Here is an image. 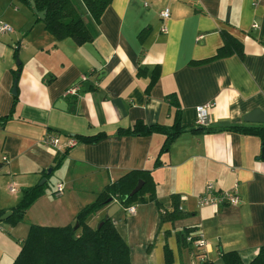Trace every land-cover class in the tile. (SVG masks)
<instances>
[{
    "label": "crops",
    "instance_id": "0c3cea01",
    "mask_svg": "<svg viewBox=\"0 0 264 264\" xmlns=\"http://www.w3.org/2000/svg\"><path fill=\"white\" fill-rule=\"evenodd\" d=\"M16 2L0 0V21L14 27L0 33V115H12L0 125V213L12 210L22 190L40 183L45 172L58 171H53L57 151L43 142L47 134H58L61 152L68 150L57 183H64V193L74 192L76 202L54 216L32 218L41 198L50 196L44 192L27 213L32 221L72 225L109 184L132 169H150L158 199L171 207V195H178L183 217L162 221L155 201L140 200L129 214L113 197L88 216L89 225L98 227L118 202L112 220L129 244L131 264H167L166 245L173 254L170 264H198L202 253L214 264H226L223 253L229 251L250 263L264 245V141L222 127L264 125L244 120L253 109L264 112V0H111L100 23L92 24L94 39L84 44L58 39L35 24L33 16H39L29 7L18 16ZM165 8L169 15L163 19ZM222 30L241 40L244 55L191 64L216 53ZM156 68L159 77L146 92ZM84 74L88 80L81 89L89 82L84 95H64ZM206 103L212 104L214 130H191L196 107ZM177 118L186 129L165 152L163 132H120L139 120L171 126ZM101 131L106 136L100 140L78 139ZM71 137L77 144L67 146ZM209 182L222 190L238 183L241 203L200 206ZM7 220L0 221V264L13 263L15 235L29 229L22 221ZM200 234L206 243L196 248L187 237Z\"/></svg>",
    "mask_w": 264,
    "mask_h": 264
},
{
    "label": "trees",
    "instance_id": "16d2710c",
    "mask_svg": "<svg viewBox=\"0 0 264 264\" xmlns=\"http://www.w3.org/2000/svg\"><path fill=\"white\" fill-rule=\"evenodd\" d=\"M18 1L31 9L34 4L39 11L46 10L45 18L41 19L37 17V20H42L45 28L56 38L64 39L72 37L79 44H84L94 39L95 28L92 24L100 23L102 15L111 3V0ZM87 15L90 16V22L86 18ZM221 34L223 43L213 56L202 60H192L190 63L200 64L207 60L227 57L232 54H236L239 57L244 55L241 40L227 30H222ZM141 71L142 69H139L138 73H141ZM158 77L159 72L156 68L151 72L146 92L150 91V88L157 81ZM167 97L173 103H176L174 94L170 93ZM173 98L174 100H172ZM176 113L179 114V112ZM11 117V114L0 115V125H4ZM191 128L193 131L214 130L213 127L200 125H194ZM185 129L180 119L177 118L176 122L171 126L147 124L139 120L134 127L122 129L120 132L126 135H148L156 131L163 132L166 135V139L161 152H165L170 148L174 139ZM222 129L244 134H256L261 136L264 141V125L247 126L232 124L224 126ZM105 136V133L101 131L94 135H78V139L84 142H94ZM67 150L65 149L63 153L61 150H56L53 171L62 165L61 163L67 154ZM1 167L2 163H0ZM43 177L48 178V174L45 172ZM140 182H142L141 188L132 194ZM45 183L25 187L22 190L20 201L12 207L13 214L8 219L13 222L24 220L30 207L44 193ZM54 194L56 195V190ZM171 196L173 199L172 205L171 207H167L157 197V184L152 171L150 169H132L118 180L109 184L98 194L95 201L85 205L78 212L76 219L79 227L77 229L71 224L63 226L31 224L28 237L23 240L22 248L12 264H131L129 244L113 222L112 217L107 216L100 227L94 228L87 222L88 216L105 206L109 198L115 197L126 207L139 200L141 202L155 201L161 211L162 221L183 217L186 212L180 208L178 195L173 194ZM4 212L5 210L0 214L2 215ZM223 259L226 264H245L237 251L224 252ZM172 260V250L166 245L165 261L167 264H170ZM198 264H214V262L206 258L198 262ZM248 264H264V245L260 247L258 254Z\"/></svg>",
    "mask_w": 264,
    "mask_h": 264
},
{
    "label": "built area",
    "instance_id": "2783aa9c",
    "mask_svg": "<svg viewBox=\"0 0 264 264\" xmlns=\"http://www.w3.org/2000/svg\"><path fill=\"white\" fill-rule=\"evenodd\" d=\"M169 15V10L168 8H165L160 11V16L164 19L167 18ZM255 26V25H254ZM14 27L5 21H0V33H7V32H13ZM161 31L166 32V27L162 26ZM88 80V75L84 74L81 77V80L79 83L69 87L66 89L64 95H79L80 89L85 81ZM212 106L210 103H206L204 105H199L196 107V125L200 126H205L209 127L211 123V116L208 112V109ZM43 142L46 146L53 147L56 150H61L63 148V142L61 140V137L59 135H47L43 139ZM77 144V140L73 137L69 138L66 141L67 146H74ZM5 160L8 158L5 156ZM12 191L15 190L14 187L11 189ZM65 186L64 183H58L56 187V195H62L64 193ZM242 201L240 190H239V185L236 183L234 187L231 189H217L215 185L211 182H209L206 186V191L204 194H202L199 197L198 203L200 206H213L216 207L220 204H229V205H239ZM127 212L129 214H133L136 212V206L135 205H130L126 208ZM188 240L196 247V248H202L205 243L206 239L203 234H200L199 236H189L187 237ZM200 258L202 260L207 258L206 253H202L200 255Z\"/></svg>",
    "mask_w": 264,
    "mask_h": 264
},
{
    "label": "rangeland",
    "instance_id": "374dc122",
    "mask_svg": "<svg viewBox=\"0 0 264 264\" xmlns=\"http://www.w3.org/2000/svg\"><path fill=\"white\" fill-rule=\"evenodd\" d=\"M15 6L19 7L20 9L18 10V12L16 13L18 16H19V12H22L23 11H27L29 8L28 6H26L25 4H23L22 2L18 1L15 3ZM28 11H31V10H28ZM32 13V12H31ZM34 18V23H40L39 25H42V27H44V23L42 20H37L35 18V16H33ZM14 19H17V16H14ZM21 21L18 22V24H20ZM20 60V58H19ZM64 168H65V165H61L60 167L56 168V170L58 169V171L56 173H52L51 175L48 174V178H47V181L45 183V193H50L48 195L50 196H43L44 193L39 197L41 198L40 202H38V206H36L37 208H35V212L34 214H32V218H42V216H54L56 215V213L58 211H66V210H69L71 209L72 205L75 204L76 202V194H74V192H71L68 194V191H66L64 193V199H60L61 196L57 197V196H54L52 194V191L56 188V185L58 184L57 182L59 180L62 179L63 176L62 175V170L64 171ZM46 178V177H44ZM77 187H79V185L77 184ZM69 190V189H68ZM78 193V192H76ZM38 198V199H39ZM84 198H86V194L84 195ZM31 208V207H30ZM29 211V210H28ZM28 213V212H27ZM37 220H41V219H37ZM102 220L99 219L98 222H100ZM22 222L26 223V225L28 226L29 229H26L25 231V235L20 237L19 235H15V241L18 243L17 246H16V252L18 254V252H20L19 250H21L20 248L22 247V238H27L28 237V234H29V230H30V224H34V223H37V224H40V225H53L51 223H45V222H52V221H40V222H35V221H32V219H30L29 217H25L24 220H22ZM2 225L4 223H8V220L6 219L5 221H1ZM73 227L75 228L76 225H77V222L75 221L73 224ZM98 225V223H97ZM80 230V229H79ZM23 239V240H24Z\"/></svg>",
    "mask_w": 264,
    "mask_h": 264
},
{
    "label": "water",
    "instance_id": "95a60500",
    "mask_svg": "<svg viewBox=\"0 0 264 264\" xmlns=\"http://www.w3.org/2000/svg\"><path fill=\"white\" fill-rule=\"evenodd\" d=\"M32 9L34 10V12L41 18L44 19L45 18V14H46V10L44 11H39L37 9V7L33 4L32 5ZM20 70L19 69V73L18 76L20 74ZM17 83V81H15V84ZM89 86V82H86L84 84V87L80 90V94L84 95V93L87 91V87ZM13 91L16 92V85L13 88ZM244 120L245 122H251V123H264V112L259 110V109H253L252 111H250L249 113H247V115L244 116ZM52 171V168L48 169V173H50ZM47 179L43 178L42 181L39 183L40 185L44 184L45 181ZM142 186V182H140L138 184V186L133 190L132 194L135 193L137 190H139ZM113 201V197L109 198L108 202H112ZM121 207L120 203H114L112 206H110L109 210H108V217H112L117 210ZM13 214V210H8L6 211L3 215L0 216V221L2 220H6L8 219L11 215ZM104 221H102L98 227H100L103 224ZM79 227V223L77 222V225L75 227V229H77Z\"/></svg>",
    "mask_w": 264,
    "mask_h": 264
}]
</instances>
